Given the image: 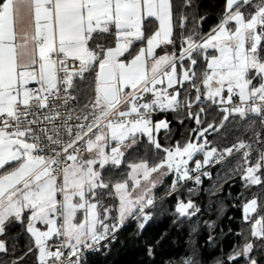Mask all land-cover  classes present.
I'll use <instances>...</instances> for the list:
<instances>
[{
	"label": "snow or ice",
	"instance_id": "snow-or-ice-1",
	"mask_svg": "<svg viewBox=\"0 0 264 264\" xmlns=\"http://www.w3.org/2000/svg\"><path fill=\"white\" fill-rule=\"evenodd\" d=\"M173 8V0H0V236L21 225L32 239L28 252L35 250L37 264H61L65 248L68 264H80L84 249L95 250L135 212L149 220L144 210L153 204L147 195L151 188L136 197L132 191L141 180L155 187L153 173H175V191L179 181L191 179L190 172L214 158L219 162L224 153L248 149L242 178L246 185L262 183L257 173L264 168V151L252 165L251 146L244 142L219 156L215 147L205 150L206 138L203 144L189 140L164 147L157 136L168 122H153L152 114L178 110L180 88L190 83L196 102L203 98L223 113L219 126L209 123L200 137L234 115L252 114L264 123V0H225L219 23L207 34L181 33L179 54L167 50L177 44ZM186 19L181 17V29ZM194 56L206 65L199 83ZM78 81L86 82L94 97L73 122L69 103L76 100ZM184 103L191 109V102ZM122 105L127 109L120 110ZM204 111L189 116L200 125ZM138 134L154 147L157 162L129 164L127 180L105 182L106 166L119 168L122 148L137 144ZM201 152L203 161L190 169L189 161ZM195 181L201 183L199 175ZM105 198L118 199L115 218ZM192 208L191 202H180L176 211L184 216ZM243 212L251 220L257 200L247 202ZM251 235L264 240V216L252 223ZM54 237L59 243L49 244ZM253 247L248 242L228 259L245 256L248 264H258L250 256ZM8 251L0 240V253Z\"/></svg>",
	"mask_w": 264,
	"mask_h": 264
},
{
	"label": "trees",
	"instance_id": "trees-1",
	"mask_svg": "<svg viewBox=\"0 0 264 264\" xmlns=\"http://www.w3.org/2000/svg\"><path fill=\"white\" fill-rule=\"evenodd\" d=\"M224 3L225 0H191V5L186 6L184 0H173L176 25L174 39L177 44L175 48L168 46L167 50L179 54L181 33L188 35L197 30L207 34L219 23ZM181 17H187L183 29L179 27ZM201 17L204 19L201 20ZM157 53L163 54L160 49ZM194 58L198 60L196 72L199 83L206 65L202 57ZM184 63L187 66L189 62L186 60ZM77 83L78 88L74 92L78 98L79 111L84 113L83 106L94 97V93L86 82ZM180 93L181 100L191 102V109L185 104L183 109L167 111L153 118H165L168 122L169 128L161 130L158 136L164 147H172L177 142L183 146L189 140L193 141L199 129L207 128L209 123L218 127L223 117L220 106L212 105L203 98L200 102L195 101V90L190 83H185ZM201 107L205 111L200 113L201 124L197 125L195 119L189 116V111L194 116ZM261 124V118L252 114L244 119L238 115L230 116L218 131L209 129L205 133L207 147H215L217 155L224 153V149L249 140ZM138 139L137 144L125 148V156L119 168L107 167L105 182L114 184L125 180L131 171L129 164L146 160L152 166L157 162L156 150L148 143L147 137L138 135ZM202 139L200 137V141ZM250 146L248 160L255 165L260 153L264 151V129L261 138ZM243 152L213 168L211 177L198 192H191L186 186L173 191L175 176L173 173L167 175L162 184L155 187L153 199L156 202L149 209L150 219L144 222L142 216L135 219V216L130 217L109 249L87 253L81 264H184L189 260L192 264H248V257L245 256H240L236 261L228 259L235 252L241 251L248 242L254 245L251 258L256 259L258 264H264V240L251 235L253 220L246 221L243 212L245 203L252 199H256L257 206L261 207L260 214L264 212V168L257 173L261 176V184L246 185L242 177L249 164L245 163ZM159 155L162 158L163 154ZM196 159L203 161V155L198 154L192 162ZM193 198L203 206L202 211L196 215L188 212V215L181 216L176 211L178 203L190 202ZM111 199L114 198H107L106 201L111 202ZM141 222H144L143 229L139 227ZM1 239L9 249L7 253H0V260L5 264H12L15 260L11 255L20 254L32 245L30 236L19 224L9 226ZM35 254V250L28 252V256L17 260L18 264H37Z\"/></svg>",
	"mask_w": 264,
	"mask_h": 264
},
{
	"label": "built area",
	"instance_id": "built-area-1",
	"mask_svg": "<svg viewBox=\"0 0 264 264\" xmlns=\"http://www.w3.org/2000/svg\"><path fill=\"white\" fill-rule=\"evenodd\" d=\"M73 95L76 96V100L70 101V103H69V108L75 110V111H74V120H73V122H75V116H77V115H83L84 113H80V111H79V108H78V98H77V95L75 94L74 91H73ZM184 101H185V99L181 100L182 104H181V107H180L178 110L184 108V105H185ZM236 101H238V98H236ZM165 112H167V111H164V112L156 111V112H154V113L152 114V119H153L155 116L160 115V114L165 113ZM263 129H264V123H262V124H261V127H260V128L254 133V134H253V136H252L249 140L245 141L244 143H245L246 145H251L255 140L260 139V138H261V134H262ZM237 145H238V144H237ZM245 150H247V149H240L239 151H236L235 149H233V154H232V155H227V153H224V157H225V158H224L223 160H220L219 162H216V159L214 158L213 161H212L208 166H204V167H202V168L199 170V172H197V171H192V172H190V176H191L192 178H191V179L182 180V182L180 183V185H179L177 188H179V187H183V186H186L187 189H188L189 191H191V192H198V191L201 189V187L205 184V181L211 177V171L213 170V168H215L216 166H218V165L224 163V162H225L228 158H230L231 156H233V155H235V154H237V153H240V152H242V151H245ZM69 151H71V149H70ZM222 153H223V152H222ZM85 154H86V153H85ZM220 154H221V153H219L217 156H219ZM196 160H200V159H196ZM196 160H194L192 163H190V164L188 165V167H189L190 169H194V168H195V161H196ZM200 161H201V160H200ZM201 162H202V161H201ZM69 163H70V162H69ZM204 172H208L209 175H208V176H204V175H203ZM197 175H199L200 178H201V183H199V184H197L196 181H195V177H196ZM155 202H156V200H153V204L150 205V206H148V207L144 210L145 213H146L147 215L151 216V215H150V212H149V209L154 205ZM190 202L194 205V208L189 209V213H190L191 215H196V214H198L200 211H202L203 206H202L201 204L198 203V201H197L196 198H193ZM197 209H198V211H197ZM140 216H141V214L138 213V214L134 217V219H135V218H138V217H140ZM122 227H123V226L118 227V229H117L114 233H111V234L109 235V237H108L107 240L101 241V243L96 247L95 250H93V249H84V250L82 251V254H81L80 264L82 263V260L85 258V256L87 255V253H89V252H91V251H100V250L103 249V248H107V249H109L111 243L116 239L117 234H118L119 231L122 229ZM61 239H62V238H61ZM55 243H59V240H58L57 238H55V242H54L53 244H55ZM52 250L55 251V248H52ZM63 251H64V257L62 258L61 264H68V259H67V257H68V252H69V250L65 248V249H63ZM75 259H76V257L73 256V257H72V260H75ZM50 264H51V262H50Z\"/></svg>",
	"mask_w": 264,
	"mask_h": 264
},
{
	"label": "rangeland",
	"instance_id": "rangeland-1",
	"mask_svg": "<svg viewBox=\"0 0 264 264\" xmlns=\"http://www.w3.org/2000/svg\"><path fill=\"white\" fill-rule=\"evenodd\" d=\"M177 87H179V85H177ZM171 91V90H170ZM219 106V105H218ZM120 110H126V109H120ZM160 120H165L166 121V119L165 118H160V119H157V120H153V122H156V121H160ZM202 129H204V128H201V129H199V131L200 130H202ZM161 130H163V129H161ZM199 131H198V133H197V136L195 137V139L192 141L193 143H198V144H203L204 143V141H205V136L203 137V139L200 141V136H199ZM160 133V132H159ZM139 135V134H138ZM158 136H159V134H158ZM158 136H157V138H158ZM211 148H213V147H207L205 150H210ZM125 150V148H122V151H124ZM198 154H201V155H203V153L201 152V153H196L195 155H194V157H193V159L195 158V156H197ZM216 156H217V154H216ZM88 157V154H85V158H87ZM213 161V160H212ZM211 161V162H212ZM123 162V161H122ZM210 162V163H211ZM190 163H192V161H189V164ZM209 163V164H210ZM122 164V163H121ZM188 164V165H189ZM208 164V165H209ZM208 165H205V166H208ZM106 167H111L110 165L109 166H106ZM161 171H164V170H161ZM174 174V176H175V173H173ZM165 177L166 176H163V175H161V173L160 172H158V173H153L152 174V177H151V179L152 180H154V181H156V186H158V185H160V184H162V182H163V180L165 179ZM128 179V175H126V178H125V180H127ZM175 179H176V176H175ZM124 181V180H123ZM122 181V182H123ZM180 184H178L177 183V186H176V189H177V187L179 186ZM155 186V187H156ZM155 187H151V184H149L148 182H145V181H143V180H141V186L140 187H138V188H136L135 190H133L132 191V196L133 197H136V196H139V195H142L143 193H144V190L145 189H147V188H151V191H149L148 193H147V195L149 196V197H152V198H154L153 196H154V191H155ZM129 188L131 189L132 188V182L129 180ZM106 199L107 198H105L104 199V204H105V206L106 207H112L113 208V212L111 213V216L113 217V218H115L117 215H118V213H117V211H116V209L118 208V206H119V204H118V199H111V202H108V201H106ZM154 200V199H153ZM251 201V200H250ZM247 203V202H246ZM245 203V204H246ZM147 208V207H146ZM145 208V209H146ZM260 211H261V207H258L257 206V213H250V216L252 217V220H253V222L256 220V219H259L261 216H264V212H263V214L261 215L260 214ZM139 212L137 211V212H135L132 216H136L137 214H138ZM132 216H130V217H132ZM130 217H128L126 220H125V222L130 218ZM83 219V214L82 213H78L77 214V221H80V220H82ZM109 223L111 222V220L110 221H108ZM124 222V223H125ZM38 227H41L42 228V230H43V226L42 225H37ZM29 235V234H28ZM30 236V235H29ZM0 240H2V239H0ZM30 240L32 241V239H31V237H30ZM54 243L55 242V237L53 238V240L52 241H49V244H51V243ZM33 243V242H32ZM32 246V245H31ZM30 246V247H31ZM28 249H29V247L27 248V249H25L24 250V252L23 251H21V253L20 254H13V255H11L14 259L13 260H15V261H17V260H19L20 259V257H25V256H28L26 253H28ZM36 253V252H35ZM35 256H36V259H37V253L35 254Z\"/></svg>",
	"mask_w": 264,
	"mask_h": 264
},
{
	"label": "crops",
	"instance_id": "crops-1",
	"mask_svg": "<svg viewBox=\"0 0 264 264\" xmlns=\"http://www.w3.org/2000/svg\"><path fill=\"white\" fill-rule=\"evenodd\" d=\"M157 50H158V49H157ZM149 95H150V94H149ZM121 109H127V105H122V106H121ZM86 154H87V153H86ZM113 222H115L114 219H112L110 223H113ZM0 239H1V236H0ZM51 244H53V242H52Z\"/></svg>",
	"mask_w": 264,
	"mask_h": 264
},
{
	"label": "water",
	"instance_id": "water-1",
	"mask_svg": "<svg viewBox=\"0 0 264 264\" xmlns=\"http://www.w3.org/2000/svg\"><path fill=\"white\" fill-rule=\"evenodd\" d=\"M183 203L187 204V203H189V202H183ZM178 204H179V203H178ZM188 212H189V210H188ZM238 258H239V257H238ZM238 258H237V259H238Z\"/></svg>",
	"mask_w": 264,
	"mask_h": 264
},
{
	"label": "flooded vegetation",
	"instance_id": "flooded-vegetation-1",
	"mask_svg": "<svg viewBox=\"0 0 264 264\" xmlns=\"http://www.w3.org/2000/svg\"><path fill=\"white\" fill-rule=\"evenodd\" d=\"M236 260H238V259H236ZM236 260H233V261H236ZM218 264H220V263H218Z\"/></svg>",
	"mask_w": 264,
	"mask_h": 264
}]
</instances>
